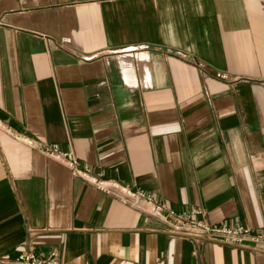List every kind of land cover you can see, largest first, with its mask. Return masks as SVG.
Wrapping results in <instances>:
<instances>
[{
    "label": "crops",
    "instance_id": "1",
    "mask_svg": "<svg viewBox=\"0 0 264 264\" xmlns=\"http://www.w3.org/2000/svg\"><path fill=\"white\" fill-rule=\"evenodd\" d=\"M0 120L211 223L264 226V0H0ZM264 264L170 234L0 128V264Z\"/></svg>",
    "mask_w": 264,
    "mask_h": 264
},
{
    "label": "built area",
    "instance_id": "2",
    "mask_svg": "<svg viewBox=\"0 0 264 264\" xmlns=\"http://www.w3.org/2000/svg\"><path fill=\"white\" fill-rule=\"evenodd\" d=\"M0 128L14 138L64 162L73 176L80 177L120 202L155 217L164 224L165 231L170 234L264 251V226L253 228L243 224L211 223L206 219V210L203 208L176 210L144 189H131L115 179H107L94 174L90 167L79 164L78 157L71 150H63L57 144L42 143L17 133L1 120ZM2 260L7 264H59L56 252L52 251L48 255H42L36 253L33 248L23 251L15 260H11L8 255Z\"/></svg>",
    "mask_w": 264,
    "mask_h": 264
},
{
    "label": "water",
    "instance_id": "3",
    "mask_svg": "<svg viewBox=\"0 0 264 264\" xmlns=\"http://www.w3.org/2000/svg\"><path fill=\"white\" fill-rule=\"evenodd\" d=\"M1 262V261H0Z\"/></svg>",
    "mask_w": 264,
    "mask_h": 264
}]
</instances>
